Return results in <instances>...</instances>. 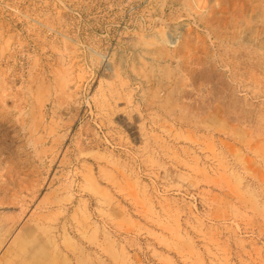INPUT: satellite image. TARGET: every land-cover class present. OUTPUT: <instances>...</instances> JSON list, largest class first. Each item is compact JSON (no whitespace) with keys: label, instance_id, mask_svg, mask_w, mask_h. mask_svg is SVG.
<instances>
[{"label":"rangeland","instance_id":"374dc122","mask_svg":"<svg viewBox=\"0 0 264 264\" xmlns=\"http://www.w3.org/2000/svg\"><path fill=\"white\" fill-rule=\"evenodd\" d=\"M0 264H264V0H0Z\"/></svg>","mask_w":264,"mask_h":264},{"label":"water","instance_id":"95a60500","mask_svg":"<svg viewBox=\"0 0 264 264\" xmlns=\"http://www.w3.org/2000/svg\"><path fill=\"white\" fill-rule=\"evenodd\" d=\"M169 32L173 40L178 37V29L175 26H169Z\"/></svg>","mask_w":264,"mask_h":264}]
</instances>
